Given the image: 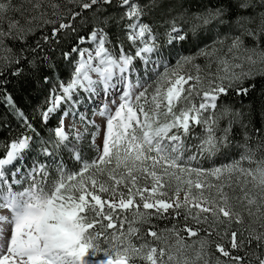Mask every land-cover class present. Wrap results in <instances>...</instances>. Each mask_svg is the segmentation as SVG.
<instances>
[{
  "label": "snow or ice",
  "instance_id": "1",
  "mask_svg": "<svg viewBox=\"0 0 264 264\" xmlns=\"http://www.w3.org/2000/svg\"><path fill=\"white\" fill-rule=\"evenodd\" d=\"M30 2L33 10L44 4ZM230 2L237 9V31L226 38L227 51L213 47L197 54L215 57V72L211 63L207 72L194 64L195 56L180 57L174 65L164 63L163 71L144 85L136 64L147 66L159 51L158 34L145 19L158 0H67L72 7L65 9L52 4L51 17L40 12L43 24L51 26L48 34L28 48L23 45L33 34L31 26L25 29L14 18L3 26L9 11L22 9L13 0H0V48L13 52L8 40L22 45L19 54L3 58L0 83H7L6 72L22 75L25 63L39 73L36 56L29 60L26 53L44 52L45 45H58L64 38L61 57L71 71L66 80L57 77L40 113L45 124L53 116L59 119L38 156L68 149L81 165L75 171L58 165L49 185L47 165L28 161L33 136L27 132L36 130L15 109L12 97L5 96L27 131L0 145V264H264V223L260 229L251 225L252 217L264 220V156L257 159L264 150V129H254L260 143L253 148L245 126L238 158L207 169L191 166L232 147L233 123L243 114L218 110L220 97L230 92L247 96L255 84L245 82L264 77V0ZM113 6L123 9L120 20L132 50L124 40L110 37L107 17L81 34L90 19L100 21ZM230 12L224 5L207 10L196 17L197 26L223 24ZM165 23L169 45L187 39L176 19ZM241 52L246 54L243 62ZM44 61L54 67L48 55ZM42 79L51 82L48 75ZM82 99L97 104L93 114L104 119L103 127L89 122L96 128L91 141L98 153L91 161L77 148L83 133L77 129L72 135L66 124ZM197 127L199 142L185 161L192 148L186 139ZM168 218L176 221L171 227L153 223Z\"/></svg>",
  "mask_w": 264,
  "mask_h": 264
},
{
  "label": "trees",
  "instance_id": "2",
  "mask_svg": "<svg viewBox=\"0 0 264 264\" xmlns=\"http://www.w3.org/2000/svg\"><path fill=\"white\" fill-rule=\"evenodd\" d=\"M66 2L67 0H44L43 12L49 10L46 8L49 3L59 4L61 9L72 7ZM141 2H144V0H141ZM13 3L16 8L22 9V11H9L7 17L3 19V26L7 28L8 20L14 18L19 20L24 27L27 21L26 15L30 9H32L31 2L30 0H13ZM222 5L231 8L230 14L225 17V23H213L212 25L202 27L197 26L199 25V21L196 19L197 16L205 13L207 10ZM122 13L123 9L121 8L115 6L109 8L105 16L100 18V21L90 19L89 24L81 29V34L89 31L93 24L100 23L107 17L106 28L110 33V37L113 40H124L125 47L132 50L129 48L128 42L124 37V30L122 28L124 21L120 20ZM236 15L237 9L231 4L230 0H158V7L153 9L149 16L145 17L146 21L152 23L154 30L158 34L157 39L160 48L158 53L153 54V56L161 60V63H167L169 65H174L180 57L195 56L196 59L194 60V64L200 65L201 68L207 72L208 65L211 63V71L215 72L217 69L215 57L206 58L204 56H198L197 54L203 49H211L213 47H222L226 52V38H230L237 31L234 25V18ZM171 19H176L186 32L187 39L185 41L176 42L172 45L168 44L167 37L164 35L168 28L165 21ZM30 26L33 28V34L28 37L27 44L23 45L26 48L34 47L36 42L40 40L43 35L48 34L51 27L50 25H44L40 21H38V23H32L29 27ZM101 26L105 25L101 24ZM27 28L28 26L25 29ZM220 40H224L225 44L221 46L216 43ZM248 43L250 45L251 41H248ZM6 45L8 48H12L13 52L9 53L6 48H0V67L4 65L3 58L19 54L22 47L20 42L13 40L6 41ZM65 47L66 44L62 37L61 43L58 45L55 43L45 45L44 52L32 53L28 51L26 53L27 58L31 60L33 56H36V64L41 71L37 73L35 69L30 68L27 63H25V71L22 75L12 76L6 72L3 79H6L7 83H0V145L8 143L27 131L22 126V121L17 118L15 109H18L24 113L32 123L36 133H38V135H36V133L27 132L28 135L33 136V149L28 154V161L31 163L33 160L39 159L47 165L48 171L50 172V177L48 179L49 185H51L52 181L57 177L58 165H63L68 171L78 170L81 166L78 161L72 158L70 150L68 149H60L53 157L49 158L38 156L41 142L48 141L52 138L51 130L57 126L59 119L58 115L53 116L49 119L47 124H45L40 113L47 107L46 100L51 89L58 83L57 77L59 76L60 79L66 80L71 71V68L61 57V51L65 49ZM45 55L50 57L49 62L54 65V67L50 68L48 62L44 61ZM238 55L242 58L240 62H243V57L246 54L241 52ZM161 63L158 69L151 73L150 80L146 79L148 81L147 84H150L156 78L157 71H163ZM136 67L138 75L142 78L145 74V67L141 62H137ZM189 68H191V66H189ZM259 68L260 66L257 65V70H259ZM43 75H48L51 82L45 83L42 79ZM253 83L255 84V88L250 91L247 96L236 95L234 92H230L226 96H221L218 102V110L228 108L231 109L233 113L243 114L242 117L237 118L236 122L233 123L232 147L226 151L225 155L218 156L212 160L201 159L199 161H192L191 166L207 169L219 166L222 163H227L230 159L238 158L242 150L238 145L245 142V126H247L248 133L252 137L249 142L250 146L256 148L260 143V135L256 133L254 129H264V77L256 76L254 80L245 82L246 85ZM9 95L14 101L15 109L10 107L6 102L5 96ZM196 102L199 103V100ZM241 119L243 123L239 122ZM221 125L222 127L227 126V121H222ZM93 130L94 129L90 127L88 133L77 145L83 159L88 161H91L98 155L95 148L92 146V142L89 141ZM200 134L201 129L197 127L193 135L186 139V144L192 146V148L191 151L185 152V161L192 155V152L195 151L194 146L199 142L195 137ZM2 153L3 148L0 147V154ZM261 156H264V150L257 152V159ZM248 219L249 218L246 217V220ZM175 222L176 221L171 218L153 220V223L160 229L171 227ZM180 223H183L182 217L180 218ZM262 223H264V220L257 219L256 217L251 218L252 227L260 229ZM261 251L264 252V249H261Z\"/></svg>",
  "mask_w": 264,
  "mask_h": 264
},
{
  "label": "rangeland",
  "instance_id": "3",
  "mask_svg": "<svg viewBox=\"0 0 264 264\" xmlns=\"http://www.w3.org/2000/svg\"><path fill=\"white\" fill-rule=\"evenodd\" d=\"M67 3V2H66ZM52 4H48V6H46L47 9H49L46 12V18L51 17L52 12L54 11V9L51 7ZM43 11V7L40 10H33L30 9V11L28 12L27 16V21L25 24V28L28 26L29 27V20L32 19V17H36V19L32 22V23H38V21L42 22V20L40 19V12ZM174 15V14H173ZM43 23V22H42ZM159 60L154 59L153 56H151V61L149 62V64L147 66H145V71H144V76L142 78H140L138 76V78L141 80V82H143L144 85H147L148 80H150V75L151 73L154 72V70L157 69ZM164 64H162L163 66ZM134 78H137V74L134 75ZM65 110H68L69 106L68 105H64ZM98 109V105L97 104H93L91 101H87L85 102V100H81L79 106H77L75 109H73L76 113L75 116H68L66 118V124L69 127V130L71 132L72 135L75 134L76 130L79 129V131L81 133H83V137L87 134L88 128L89 126H93L94 129L96 130L95 126L91 123H89L90 121H95V125L101 126L103 127L104 125V119L101 118L98 115H94L93 113H95ZM81 115H83L86 119L82 122L80 117ZM93 130V132L95 131ZM92 132V133H93ZM102 135L103 132H101V135L99 137H97L96 143L99 144L102 141ZM91 138V136H90ZM81 139V141H82ZM80 141V142H81ZM90 141V140H89ZM19 190V189H17Z\"/></svg>",
  "mask_w": 264,
  "mask_h": 264
}]
</instances>
